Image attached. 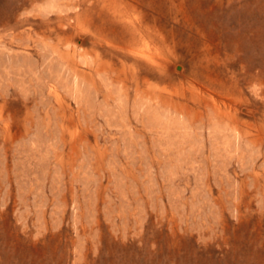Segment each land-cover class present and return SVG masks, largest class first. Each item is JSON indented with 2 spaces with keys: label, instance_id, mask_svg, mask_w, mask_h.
Here are the masks:
<instances>
[{
  "label": "rangeland",
  "instance_id": "374dc122",
  "mask_svg": "<svg viewBox=\"0 0 264 264\" xmlns=\"http://www.w3.org/2000/svg\"><path fill=\"white\" fill-rule=\"evenodd\" d=\"M0 264H264V0H0Z\"/></svg>",
  "mask_w": 264,
  "mask_h": 264
}]
</instances>
